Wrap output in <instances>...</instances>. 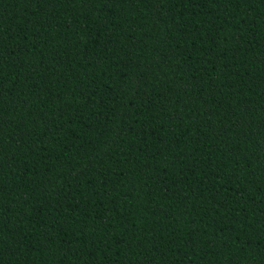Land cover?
<instances>
[{"label": "trees", "instance_id": "16d2710c", "mask_svg": "<svg viewBox=\"0 0 264 264\" xmlns=\"http://www.w3.org/2000/svg\"><path fill=\"white\" fill-rule=\"evenodd\" d=\"M0 264H264V0H0Z\"/></svg>", "mask_w": 264, "mask_h": 264}]
</instances>
